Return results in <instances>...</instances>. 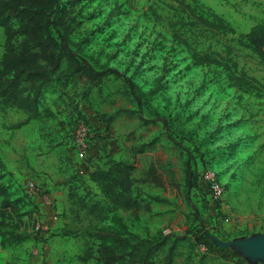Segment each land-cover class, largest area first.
I'll use <instances>...</instances> for the list:
<instances>
[{
  "label": "rangeland",
  "instance_id": "1",
  "mask_svg": "<svg viewBox=\"0 0 264 264\" xmlns=\"http://www.w3.org/2000/svg\"><path fill=\"white\" fill-rule=\"evenodd\" d=\"M62 1L76 20L72 45L117 75L91 90L78 78L54 82L43 100L52 116L21 128L15 126L26 115L0 107L10 199L27 193L30 183L38 189L34 202L20 203V233L28 240L0 245V264H85L86 251L98 249L90 231L103 233L100 242L129 244L164 233L171 237L167 247L180 239L174 264H206L215 235L236 241L263 233L264 60L238 40L264 22V0H186L198 15L224 20L232 33L190 28L174 0ZM4 41L0 28V59ZM192 50L229 57L255 88L235 86L225 66L196 64ZM109 158L135 164V195L144 210L119 209L101 220L80 208L78 196L87 193L105 204L80 174ZM206 169L226 190L217 206L201 178ZM73 187L82 188L71 197Z\"/></svg>",
  "mask_w": 264,
  "mask_h": 264
},
{
  "label": "trees",
  "instance_id": "2",
  "mask_svg": "<svg viewBox=\"0 0 264 264\" xmlns=\"http://www.w3.org/2000/svg\"><path fill=\"white\" fill-rule=\"evenodd\" d=\"M183 14L189 18L190 28L205 27L211 31L233 32L219 17L212 20L197 14L198 7L186 0H174ZM62 0H0V28L4 31V53L0 59V107L15 109L26 115L25 121L15 126L21 128L31 121L47 119L52 111L43 106L46 91L54 82L62 81L69 85L71 79L77 78L87 82L90 90L101 84L110 75H117L111 69H98L97 63L90 57H84L80 48L72 45L73 23L75 17ZM238 42L255 52L264 60V22L257 23ZM192 57L198 65L225 66L229 79L237 87L249 86L254 89L246 75L238 70L236 62L219 53H197L192 50ZM227 58V59H226ZM132 96L140 103L135 85L126 79ZM84 124L87 119L79 113ZM4 169V170H3ZM135 164L120 160L108 159L104 167L88 170V180L93 182L105 199V204L90 200L89 193L78 196L82 210L96 219H103L108 212L124 211L140 212L146 204L135 195ZM6 171L0 161V245L2 248L21 245L26 237L20 233L24 226L19 217L20 203L34 202L35 197L25 193L12 201L10 189L6 187ZM83 175L80 174V178ZM75 182V180L72 179ZM82 187L86 186L81 183ZM81 187V188H82ZM80 187L70 189L71 197ZM89 190V189H87ZM74 192V193H73ZM46 193L39 195L41 199ZM29 215H32V206ZM90 237L98 241L96 251H86L82 257L86 264L94 260V264H174L175 247L178 237L171 239L169 235L160 233L158 237L129 244V241L113 239L111 243L100 242L101 231H90ZM121 242V243H119ZM131 250L126 252V246ZM121 246H124L121 248ZM161 261L158 257L165 251ZM215 243H212L213 251Z\"/></svg>",
  "mask_w": 264,
  "mask_h": 264
},
{
  "label": "crops",
  "instance_id": "3",
  "mask_svg": "<svg viewBox=\"0 0 264 264\" xmlns=\"http://www.w3.org/2000/svg\"><path fill=\"white\" fill-rule=\"evenodd\" d=\"M82 173V171H80ZM83 176L87 177L88 171L86 175L82 173ZM90 184L96 186L93 182L88 180ZM225 199L222 200V202ZM223 203L222 211H226L228 206ZM216 239L215 249L207 254L206 264H261V259L264 257V232L259 233L256 236L243 238L240 241L239 247L242 251L244 257L242 258V263L234 260V257H238L232 251V246L230 244L234 241H229V236L227 234H218L214 236ZM240 257V256H239Z\"/></svg>",
  "mask_w": 264,
  "mask_h": 264
},
{
  "label": "built area",
  "instance_id": "4",
  "mask_svg": "<svg viewBox=\"0 0 264 264\" xmlns=\"http://www.w3.org/2000/svg\"><path fill=\"white\" fill-rule=\"evenodd\" d=\"M201 178L203 181V184L205 185L206 188V193L209 198V200L212 201V203L217 206L219 203L222 202L226 195V190L224 185L221 183V181L217 178L216 174L213 173L211 170H203L201 172ZM38 190V189H37ZM36 187L33 183H30L29 189H28V194L32 197H35L37 195ZM39 229V227H37ZM234 260L236 263L241 262L242 263V258L241 257H234Z\"/></svg>",
  "mask_w": 264,
  "mask_h": 264
},
{
  "label": "water",
  "instance_id": "5",
  "mask_svg": "<svg viewBox=\"0 0 264 264\" xmlns=\"http://www.w3.org/2000/svg\"><path fill=\"white\" fill-rule=\"evenodd\" d=\"M241 240H242V239H238V240L232 242V243L230 244V246H232V249L234 250V253H235L236 255H238V256H240V257H244V255H243V253H242V251L240 250V247H239V244H240V241H241ZM260 262H261V264L264 263V257H263V259H261Z\"/></svg>",
  "mask_w": 264,
  "mask_h": 264
}]
</instances>
